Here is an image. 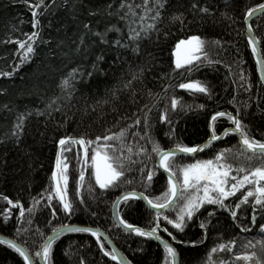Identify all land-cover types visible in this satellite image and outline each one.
Returning <instances> with one entry per match:
<instances>
[{
  "label": "trees",
  "instance_id": "obj_1",
  "mask_svg": "<svg viewBox=\"0 0 264 264\" xmlns=\"http://www.w3.org/2000/svg\"><path fill=\"white\" fill-rule=\"evenodd\" d=\"M36 2L31 0V3ZM44 3L47 8L36 9L40 39L34 44L35 54L20 64L15 41L25 40V34L36 30L32 28V9L24 0H0V72L12 73L0 76V233L24 245L36 264L39 257L34 254L41 249L52 229L64 224L101 229L132 264H165L162 245L135 237L116 224L113 203L125 191L142 192L152 199L166 191L167 178L154 167L157 157L150 153L148 137L165 150L174 148L176 143L202 145L209 138L210 124L218 135L232 126L227 117L211 121L215 112L225 111L233 115L239 112L248 136L264 142V85L259 79L257 59L248 43L245 24L247 9L264 0H168L156 25L159 31L138 41V53L132 51L127 39L120 0H44ZM193 3H196L195 8ZM201 8H207L208 12H201ZM174 16H180L182 23L173 19ZM112 26L120 28L121 32L110 30ZM251 28L264 56V15L254 19ZM97 33L105 34L108 42H103ZM192 35L205 41L207 60L202 56L200 62H194L199 63V67L191 71L187 70L188 66L176 69L172 54L175 44ZM116 39L129 47L117 46ZM97 57L103 59L98 61ZM94 63L99 70L87 76ZM77 67L85 75L75 82L69 99L58 85ZM197 80L209 88L210 98L177 87L180 83ZM173 96L179 98L180 105H190L192 110H181L179 105L173 110L170 104ZM201 104L204 105L202 109L197 107ZM162 112L171 125L160 120ZM21 114L23 126L16 129ZM138 117L141 123L129 129L127 142L133 146L144 145L152 159L146 155L132 156L137 163L125 172V178L131 183L121 182L119 187L100 189L90 166L83 165V150L72 145V151L63 154L69 164L67 199L72 203L71 214L64 212L55 197L50 202L41 199L52 191L51 174L55 170L59 138L72 136L94 140L132 125ZM170 127L174 128L171 137L167 135ZM135 132L145 138H134L131 133ZM225 148L231 149L226 156L234 167L242 164L250 169L260 163L257 159L245 161L237 155L242 147L231 133L211 144L201 155L176 156L175 161L186 164L195 159H211ZM140 160L154 171L147 187L141 183L138 169L143 165ZM82 168L85 179L77 191ZM243 191L241 189L225 203L234 206ZM4 196L13 202L19 201L25 209L23 217L17 207L3 199ZM34 199L39 204L29 213L27 209L33 206ZM251 200L249 198L248 203L236 210L235 219L229 211L205 205L188 222L184 232H177L163 220L159 231L169 238L162 230L166 226L177 237L176 241L170 240L179 253L180 264H206L210 249L219 243H225L226 248L211 254L213 264H221V261L225 264H264V233L259 230L264 214L257 212L256 223L252 224ZM52 209L55 215L51 214ZM6 212H10L7 219ZM209 212L214 214L201 229L199 224ZM119 214L127 223L144 229L151 226L154 217V212L136 199L122 201ZM165 214L175 216L172 211ZM243 226H248L250 231H242ZM191 240L202 242L196 245L177 242ZM230 241L235 244L228 251ZM101 243L106 251H111L105 239L101 238ZM240 253H255V256L248 262L236 260L235 255ZM49 259L50 264H81V261L84 264H117L104 256L90 233L63 234L54 241ZM0 264H24V260L7 244L0 243Z\"/></svg>",
  "mask_w": 264,
  "mask_h": 264
},
{
  "label": "snow or ice",
  "instance_id": "obj_2",
  "mask_svg": "<svg viewBox=\"0 0 264 264\" xmlns=\"http://www.w3.org/2000/svg\"><path fill=\"white\" fill-rule=\"evenodd\" d=\"M168 0H140L136 3L135 0H120L119 9L123 12L121 19L126 22L127 27V39L132 45V51L138 53L140 46L138 41L142 38H146L151 32L159 31L156 27L157 22L161 19L162 10L165 9ZM24 3L28 4L32 9V28L36 29L31 33L25 34V40H16L18 45L19 63L23 64L29 61L35 54L34 44L39 37V24L40 21L37 18L38 13L36 9L43 6L47 8L48 5L44 3V0H37L36 3H31V0H24ZM192 7H196V3L192 4ZM201 12H208L207 8H201ZM264 15V3L257 4L253 8H248L246 11L245 19L254 15ZM173 19L181 20L180 16H174ZM182 23V20H181ZM87 27V25H85ZM117 33L121 32L120 28L112 26V29ZM249 31V44L252 46V53L256 55L258 71L260 73V81L264 82V56L258 55V49L256 47V41L251 36V25L248 27ZM101 40L105 43L108 41L105 39V34L97 33ZM114 43L123 48L129 47V44H122L120 39H116ZM215 44H219V41H213ZM173 56L175 57V68L181 69L185 66L188 71H191L194 67H199L201 57L203 56L207 60L205 53V41L197 36L192 35L186 39H180L175 44L173 49ZM103 59L97 57V60ZM211 63L210 60L207 61ZM99 67L97 63L92 65V71L87 72V76H91L93 71H98ZM11 72H0V76H11ZM85 73L79 68L71 69L60 81L58 85L61 91L65 94L66 98H71L72 92L75 90V82L78 79H82ZM243 79V75H241ZM130 83V82H129ZM127 86V85H126ZM180 89L189 90L192 93H201L209 98L211 93L209 88L200 81H190L186 83H180L177 85ZM251 84H248V88ZM171 108L176 110L178 105L181 110H192L190 105H180L179 98L173 96L170 100ZM51 107V105H49ZM199 108H204V105H198ZM218 117H227V120L231 122L232 127L224 129V131L218 135L215 128L210 124L211 132L208 140L205 144L187 146L182 143H176L172 149L165 150L160 145L153 141L151 137H148V143L151 144L150 153L155 154L157 162L154 167L163 169L167 173V189L161 195L155 199L149 198L144 193H137L136 191H125L117 197L113 203V215L119 221V226L124 229L134 232L140 237H148L155 239L160 242L163 246L165 253V264H177V250L167 240L161 238L158 231L161 230V220L166 225H171L177 232H184L186 225L189 221H192L194 216L203 208L205 205H214L217 208L224 209L230 212L233 219L237 217V209L241 208L242 204L249 202V198H252V216L251 222L253 225L256 223V213L264 214V142L256 140L248 136L245 126L242 120L239 118V112L236 115L225 111H217L211 116V121L215 122ZM24 116L21 114L18 117L16 129H22ZM160 120L166 122L169 125L172 124L168 120L165 112L161 113ZM145 125H147V113L144 115ZM141 123L138 117L132 123L125 128L120 129L118 132H110L103 136H97L94 140L85 139L83 137H72L63 136L58 139V150L55 156V170L51 174V180L53 182L52 191L48 192L47 196H42L41 199L51 201L54 197L58 199L65 213L71 214L72 203L67 199V183L68 175L67 170L69 164L67 156L63 155L66 152L72 151V145H78L83 150V165L90 166L92 170V176L94 177L95 184L100 189L106 190L109 188L119 187L121 182L131 183V180L125 178V172L131 169V165L137 163L136 160L132 159V156L146 155L149 160L152 159L149 154V149L144 145L137 143L131 145L127 142V137L130 134L129 129L134 126H139ZM174 133V128L170 127L167 135L169 137ZM230 133H235L239 138V143L242 147V151L237 153L238 156L243 157L245 161H252L257 159L260 163L252 168H246L245 166L237 165L233 166L232 163L228 162L226 153L230 152L231 149L225 148L218 151L211 159H195L194 162L186 164H178L175 161V157L178 154L189 155L196 154L209 147L212 142L221 139V136H227ZM14 134H16L14 132ZM135 138L139 136L140 139H144V136H140L139 132L131 133ZM90 146H92L90 148ZM135 149V151H134ZM89 152L91 153L89 155ZM125 152L128 155H125ZM79 159V156H78ZM141 168L138 171L141 174V183L147 187L150 185L153 179L154 171L147 165H144L143 160L139 161ZM145 168L147 171L145 172ZM85 173L83 168L80 171L77 191H79V185L84 182ZM246 186H248L246 188ZM245 189L241 193V196L234 203V206L230 207L225 203L229 197L236 195L238 191ZM54 194V196H53ZM140 198L143 199L151 210L154 212L151 226L147 229L135 227L132 224L127 223L119 215V204L121 201L127 203L129 198ZM3 199L7 201L9 205L17 207L20 212V216L23 217L25 209L19 203V201L13 202L7 196ZM39 201L33 200V206L28 208L29 213L33 212ZM47 206L51 208V204ZM166 211H172L175 213L174 217H170L165 214ZM52 215H55V209H52ZM214 212H209L205 220H202L199 224L201 229L206 227V220L211 217ZM10 212L5 213V219L8 218ZM164 232L168 234L173 241L177 240V237L168 230L166 226L162 228ZM242 231H250L248 226H243ZM260 232L264 233V223L259 225ZM19 231V229H18ZM38 231V230H37ZM64 232L71 233H90L96 238V242L99 245L101 252L104 256L110 257L111 260L116 261L117 264H131L126 257L121 256L115 248L111 251H106L104 244L101 243V233L90 227H77L72 225H61L59 228L52 229V235L48 236L44 240L43 245L39 251L34 255L40 257L42 260L49 262L50 254L52 251V245L54 241ZM178 243L196 245L202 241L191 240V241H177ZM0 243H6L10 248L14 249L24 260V264H36L33 255L30 254L26 249L22 248L12 240L3 241ZM251 241H249V244ZM235 241L228 242V251L232 250ZM248 245H245L247 247ZM226 248L225 243H219L210 249L206 264H213L211 254L218 250H224ZM255 256V253H240L235 255L236 260H243L248 262ZM81 264H84L81 261ZM221 264L225 262L221 261Z\"/></svg>",
  "mask_w": 264,
  "mask_h": 264
},
{
  "label": "water",
  "instance_id": "obj_3",
  "mask_svg": "<svg viewBox=\"0 0 264 264\" xmlns=\"http://www.w3.org/2000/svg\"><path fill=\"white\" fill-rule=\"evenodd\" d=\"M259 16H261L260 14H257V15H254V16H252V17H249V18H247V20L245 19V24H246V34H247V40L249 41V31H248V27H249V25H251V22L254 20V19H256L257 17H259ZM251 36L255 39V41H256V47H257V49H258V55L259 56H262V53H261V50H260V44H259V41L257 40V38H256V36H255V34H254V32H253V30H252V28H251ZM249 43V42H248ZM250 45V44H249ZM250 47H251V49H252V46L250 45ZM255 57H256V59L258 58L256 55H255ZM263 83V85H264V82H262ZM232 127V126H231ZM210 132H211V128H210ZM232 134H234L235 136H236V138H237V141L239 142V138H238V136L235 134V133H232ZM224 138V136H221V139H219V140H217V141H214V142H212V144L213 143H215V142H218V141H220V140H222ZM206 142H204L203 144H205ZM240 144V143H239ZM209 147H207V148H205L203 151H201V152H198V153H196V154H189V155H187L186 157H197V156H199V155H201L203 152H205L207 149H208ZM177 156H185V155H182V154H178ZM158 168V167H157ZM158 170L163 174V175H165L166 176V178H167V173H165L164 171H163V169H161V168H158ZM137 193H140V192H137ZM129 199H136V200H138V201H141L143 204H145L147 207H148V209H150V207L148 206V204L143 200V199H140V198H129ZM122 202V201H121ZM120 202V203H121ZM120 205V204H119ZM151 210V209H150ZM118 211H119V208H118ZM151 211H153V210H151ZM167 212H169V211H166L165 213H167ZM112 213H113V210H112ZM120 215V214H119ZM121 217V216H120ZM113 219H114V221L116 222V224L119 226V221L114 217V215H113ZM72 226H77V227H90V226H85V225H77V224H74V225H72ZM122 229H124L122 226H120ZM90 228H92V229H94V230H97L99 233H101V238H103V239H105V241L108 243V245L110 246V249H112V248H115L117 251H118V253L121 255V256H123V257H126L124 254H123V252L115 245V243L112 241V239L105 233V232H103L101 229H99V228H96V227H90ZM126 232H128V233H130V234H132L133 236H135V237H138V238H141V239H144V240H147V241H151V242H154V243H156V244H159V245H161L160 244V242L159 241H157V240H155V239H151V238H148V237H140V236H138V235H136L134 232H131V231H129V230H126V229H124ZM65 233H68V232H64L63 234H65ZM63 234H61L60 236H62ZM158 234L161 236V238L162 239H164V240H167L170 244H172V246L174 247V248H176L175 247V245H174V243H172V241L170 240L171 239V237H166V236H164V235H162L159 231H158ZM50 235H52V233L50 234ZM49 235V236H50ZM59 236V237H60ZM58 237V238H59ZM57 238V239H58ZM95 238V237H94ZM96 239V238H95ZM0 240H3V241H7V240H12V241H14L16 244H18L19 246H21L22 248H24V249H26L27 250V248L24 246V245H22L21 243H19V242H17L16 240H14V239H12V238H10V237H8V236H6V235H4V234H2V233H0ZM6 244V243H5ZM177 250V249H176ZM28 251V250H27ZM29 252V251H28ZM177 253H178V251H177ZM110 258V257H109ZM127 258V257H126ZM128 260V259H127ZM129 261V260H128ZM114 262H116V261H114ZM117 263V262H116ZM38 264H48V262H46V261H44V260H42L40 257L38 258ZM132 264V263H131ZM177 264H180V256H179V253H178V256H177Z\"/></svg>",
  "mask_w": 264,
  "mask_h": 264
},
{
  "label": "bare ground",
  "instance_id": "obj_4",
  "mask_svg": "<svg viewBox=\"0 0 264 264\" xmlns=\"http://www.w3.org/2000/svg\"><path fill=\"white\" fill-rule=\"evenodd\" d=\"M11 238V237H10ZM13 239V238H12ZM15 240V239H14ZM17 241V240H16ZM113 241V240H112ZM18 242V241H17ZM114 242V241H113ZM20 243V242H19ZM115 243V242H114ZM116 245V244H115ZM117 246V245H116Z\"/></svg>",
  "mask_w": 264,
  "mask_h": 264
},
{
  "label": "rangeland",
  "instance_id": "obj_5",
  "mask_svg": "<svg viewBox=\"0 0 264 264\" xmlns=\"http://www.w3.org/2000/svg\"><path fill=\"white\" fill-rule=\"evenodd\" d=\"M248 186H246V188H247ZM243 190H245V189H243ZM203 208H201L200 210H202Z\"/></svg>",
  "mask_w": 264,
  "mask_h": 264
}]
</instances>
